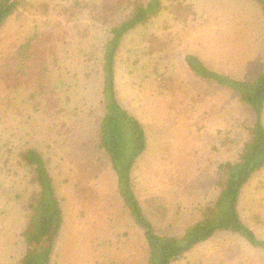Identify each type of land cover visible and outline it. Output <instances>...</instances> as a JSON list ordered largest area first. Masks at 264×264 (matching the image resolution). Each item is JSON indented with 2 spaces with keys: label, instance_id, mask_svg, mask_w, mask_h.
Listing matches in <instances>:
<instances>
[{
  "label": "rangeland",
  "instance_id": "rangeland-1",
  "mask_svg": "<svg viewBox=\"0 0 264 264\" xmlns=\"http://www.w3.org/2000/svg\"><path fill=\"white\" fill-rule=\"evenodd\" d=\"M46 1L54 9L44 13L39 7L44 0H30L0 29V134L19 147L38 149L50 164L64 213L53 264H146L143 231L125 209L109 157L98 147L101 49L107 26L93 25L86 16L70 24L55 14L67 2ZM186 3L194 10L187 26L164 14L132 31L122 42L116 67L118 100L141 121L148 139V149L133 172L135 192L156 231L176 237L215 201L218 167L237 159L255 120L235 93L196 77L186 56L194 54L236 80L255 75L264 62V21L257 3ZM58 23L62 34L47 74L66 108L61 122L72 135H64L50 120L35 116L27 121L1 107L9 89L2 64L34 26L45 31ZM152 36L160 39L161 50L149 54ZM11 194L9 185L0 187L1 207L17 206ZM240 211L264 239V169L245 189ZM5 215L0 213V264H16L23 251L16 247L19 215ZM178 264H264V252L223 233Z\"/></svg>",
  "mask_w": 264,
  "mask_h": 264
},
{
  "label": "trees",
  "instance_id": "trees-1",
  "mask_svg": "<svg viewBox=\"0 0 264 264\" xmlns=\"http://www.w3.org/2000/svg\"><path fill=\"white\" fill-rule=\"evenodd\" d=\"M29 1L0 0V29L20 8L27 7ZM62 1L67 3L55 9V14L70 24L86 16L93 25L107 26V37L101 49L98 147L109 157L125 209L143 231L148 249L146 264H178L186 254L223 233L232 234L264 252V239L245 222L240 211L245 189L264 169V67L252 78L236 80L208 67L194 54L186 56V64L196 77L235 93L242 104L251 108L255 120L248 128V139L237 159L223 162L218 167L219 194L215 201L203 208L200 219L189 225L181 236L161 235L146 216L135 192L133 172L148 149V139L141 121L118 100L117 58L129 33L160 20L164 14L170 16L173 23L185 27L194 15L193 7L186 0ZM253 1L260 6L264 20V0ZM39 7L44 13L54 9L46 0ZM57 26L45 31L34 26L10 60L2 64L1 70L5 72L9 89L1 107L27 121L35 116L50 120L54 123L52 126L60 128L64 135H72V129H66L67 125L61 122L66 108L60 105V97L56 96L60 92L50 83L47 74L48 61L51 56L55 58L53 50L62 34L58 31L61 24ZM148 50L149 54L161 50L158 37L150 38ZM68 97L65 98L67 103ZM0 174V187L3 189L9 185L12 199L17 202L16 207L8 203L0 206V213L6 217L19 215L16 247L23 251L16 264H53L64 213L48 160L38 149L19 147L11 137L0 134Z\"/></svg>",
  "mask_w": 264,
  "mask_h": 264
},
{
  "label": "crops",
  "instance_id": "crops-1",
  "mask_svg": "<svg viewBox=\"0 0 264 264\" xmlns=\"http://www.w3.org/2000/svg\"><path fill=\"white\" fill-rule=\"evenodd\" d=\"M262 19H263V18H262ZM263 21H264V20H263ZM263 67H264V62L260 65V67H259V69H258V71L256 72L255 75H257V74L263 69ZM255 75L250 76V77H248V78H252V77H254ZM248 78H246V79H248Z\"/></svg>",
  "mask_w": 264,
  "mask_h": 264
}]
</instances>
